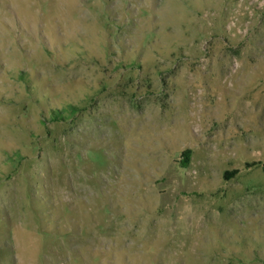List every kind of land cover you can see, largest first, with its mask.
<instances>
[{"label": "rangeland", "instance_id": "obj_1", "mask_svg": "<svg viewBox=\"0 0 264 264\" xmlns=\"http://www.w3.org/2000/svg\"><path fill=\"white\" fill-rule=\"evenodd\" d=\"M0 264H264V0H0Z\"/></svg>", "mask_w": 264, "mask_h": 264}]
</instances>
